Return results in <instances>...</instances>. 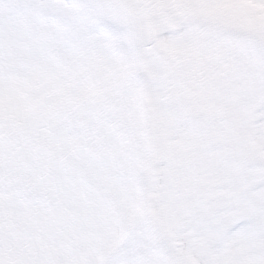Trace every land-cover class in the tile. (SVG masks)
I'll return each instance as SVG.
<instances>
[{"label":"snow or ice","instance_id":"obj_1","mask_svg":"<svg viewBox=\"0 0 264 264\" xmlns=\"http://www.w3.org/2000/svg\"><path fill=\"white\" fill-rule=\"evenodd\" d=\"M0 264H264V0H0Z\"/></svg>","mask_w":264,"mask_h":264}]
</instances>
